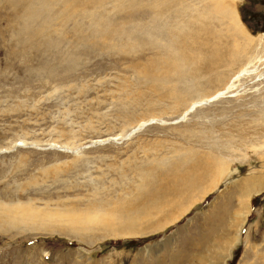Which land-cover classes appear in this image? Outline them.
<instances>
[{
    "label": "rangeland",
    "instance_id": "obj_1",
    "mask_svg": "<svg viewBox=\"0 0 264 264\" xmlns=\"http://www.w3.org/2000/svg\"><path fill=\"white\" fill-rule=\"evenodd\" d=\"M260 1L0 0V264H264Z\"/></svg>",
    "mask_w": 264,
    "mask_h": 264
},
{
    "label": "bare ground",
    "instance_id": "obj_2",
    "mask_svg": "<svg viewBox=\"0 0 264 264\" xmlns=\"http://www.w3.org/2000/svg\"><path fill=\"white\" fill-rule=\"evenodd\" d=\"M223 13H224V11H223ZM251 43V42H250ZM247 44V43H246ZM250 45V44H249ZM235 48V47H234ZM233 48V49H234ZM227 49V48H226ZM230 50H232V49H230ZM237 50V49H236ZM208 51V50H207ZM211 51V50H210ZM216 51V50H215ZM204 52H206V51H204ZM216 54V53H215ZM218 54V53H217ZM206 56V55H205ZM216 56V55H215ZM217 57V56H216ZM255 58V57H254ZM253 60V59H252ZM252 64V61L251 62H248V63H246V65H244V66H242L238 71H236L235 73H233L232 75H231V77L227 80V84L225 85V87H224V89L223 90H220V91H216V93L213 95V96H211V97H209L208 99H206L205 100V102L206 101H211V100H215V98L217 97V98H219V97H223V96H225V95H227L228 93H231L230 95H229V97H233L234 96V93H233V89H234V87H235V82H237L238 83V81H240L242 78H243V76H247V75H249L251 72H250V70H247V65L248 64ZM201 66H204V65H201ZM213 66V65H212ZM215 67H212L211 68V66H209V65H207V70L208 71H213V69H214ZM215 77V76H214ZM218 77H220V76H218ZM209 78H210V76H209ZM213 78V77H212ZM236 88V87H235ZM202 104H205V103H203V101H199V102H194V103H192L189 107H188V110L189 111H191V110H193L195 107H197V106H201ZM187 110V111H188ZM263 130V129H262ZM264 182V176H261V177H254V176H250L249 178H246L244 181H243V189L242 190H244V189H246L245 191H244V193L246 194V193H249V192H251L254 188L256 189V188H258L259 186H261V184ZM239 186L240 185H237L236 187H237V189H239ZM154 189L155 188H153V190H152V192L150 193V191H149V193H148V195L147 196H145V198L144 199H142L141 200V210H143V211H147L146 209H147V207L149 206V210H151V209H155L156 208V205H157V200H159V198H158V196H156V194H155V192H154ZM263 189V188H262ZM262 189H260V190H258V191H261ZM240 191H242L241 190V188L239 189ZM257 190V189H256ZM159 191V190H158ZM168 191H169V189H168ZM171 191H172V189H171ZM171 191H169V192H171ZM254 194L257 192V191H252ZM251 192V193H252ZM168 193V192H167ZM242 193H243V191H242ZM244 194V195H245ZM242 197V196H241ZM155 199V200H154ZM164 200L166 201V199L164 198ZM159 204H160V201H159ZM241 205H240V207H242L243 206V203H240ZM159 209V208H158ZM127 226V225H126ZM130 228V227H129ZM133 229V228H132ZM198 242H200L199 240H198ZM228 250H229V247H227V249H226V253L228 252ZM226 257H227V255H226Z\"/></svg>",
    "mask_w": 264,
    "mask_h": 264
},
{
    "label": "trees",
    "instance_id": "obj_3",
    "mask_svg": "<svg viewBox=\"0 0 264 264\" xmlns=\"http://www.w3.org/2000/svg\"><path fill=\"white\" fill-rule=\"evenodd\" d=\"M259 6L264 7V0H262V1L259 2ZM257 14H258V16H259L260 14L262 15V12L258 11V9L256 8V9H254V13L252 14V17H256ZM243 21L245 22L244 19H243ZM251 21H254V19L251 20ZM254 22H255V21H254ZM245 24H246V23H245Z\"/></svg>",
    "mask_w": 264,
    "mask_h": 264
},
{
    "label": "crops",
    "instance_id": "obj_4",
    "mask_svg": "<svg viewBox=\"0 0 264 264\" xmlns=\"http://www.w3.org/2000/svg\"><path fill=\"white\" fill-rule=\"evenodd\" d=\"M262 14H264V9L262 10Z\"/></svg>",
    "mask_w": 264,
    "mask_h": 264
}]
</instances>
